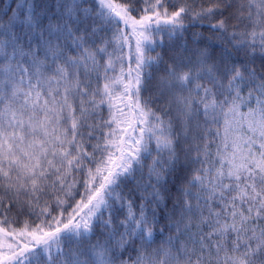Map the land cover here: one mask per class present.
<instances>
[{"label":"snow or ice","instance_id":"obj_1","mask_svg":"<svg viewBox=\"0 0 264 264\" xmlns=\"http://www.w3.org/2000/svg\"><path fill=\"white\" fill-rule=\"evenodd\" d=\"M143 3L24 0L0 13V190L13 194L0 198V217L9 226L13 208L32 217L20 221L19 233L5 232L20 239L4 246L0 264H264V72L251 61L243 71L228 63L226 45L223 65L210 64L206 50L173 63L149 54L162 46L161 33L171 41L186 19L220 16L209 24L218 39L264 55V0ZM129 26L134 66L124 52ZM161 66L164 75L154 76ZM154 79L155 94L170 97L164 116L152 96L141 98ZM172 104L179 131L164 118ZM177 146L185 164L200 167L167 213L175 235L152 249L164 172L181 163ZM132 191L140 195L135 208ZM135 240V258L121 259Z\"/></svg>","mask_w":264,"mask_h":264},{"label":"trees","instance_id":"obj_2","mask_svg":"<svg viewBox=\"0 0 264 264\" xmlns=\"http://www.w3.org/2000/svg\"><path fill=\"white\" fill-rule=\"evenodd\" d=\"M24 0H0V13L4 11H10L11 9H15L17 6V3L23 4ZM50 2H54V0H50ZM117 3L120 2V0H116ZM202 3L203 0H200ZM169 8L171 10V4L169 3ZM196 5L194 4V7ZM205 7L209 6L208 4H204ZM137 7H147L146 4L143 3V0H138ZM232 9H229L228 11H231ZM228 11L224 12V16L227 17ZM133 16H135L137 19H139V16L137 13L133 12ZM220 16H215L213 19L209 21H203L200 22L198 20H192L191 22L189 20L184 21V28L177 32L175 35H173L171 41L168 40V37L161 33L160 35L164 36V42L162 46L156 47L155 51H152L149 53L152 56H155L157 52L161 54L163 59L167 61L168 63H173L178 58H191L193 61L196 59V57L199 55L198 50H206L209 53L210 64L218 63L220 65H223L225 63L224 57L222 56V53L224 51L225 45L228 47V49L232 52V55L227 58V62L230 64L237 65L241 68V71H243V65L246 62L251 61V67L257 72V74L264 72V55H261L259 50H257L255 56L246 55L243 51H236L232 48L231 44L227 42V40L221 41L218 39L220 36V32L216 29L209 26V24H215L217 20L221 19ZM229 24H235V20H229ZM123 27V26H122ZM237 31H240L242 29H236ZM124 31L127 35V41L124 43V52L128 54L130 57H132L129 60V63H131L133 66L135 64L134 59V53H135V41L136 36L133 34L132 28L129 26L127 28H124ZM229 31H233L232 28H229ZM79 35V33H77ZM153 38L155 39V33H153ZM111 51V49H109ZM75 53H73L74 55ZM104 60H101V63H103ZM188 68H185V71H187ZM246 74V73H245ZM164 75L163 72V66H161L160 71L157 73L154 70V76H160ZM155 79L152 82V85L148 87L147 91L142 90L141 91V98L143 100L144 97L152 96L153 101L151 103V107L154 111H156L161 116H164V113L161 111V107L165 106L167 104V101L170 97H160L155 94ZM225 84L227 83V80L224 79L223 81ZM201 84L206 83V81H200ZM249 92V88L246 86L241 87V95L247 96ZM186 94V93H184ZM241 111H247V108L244 106L241 107ZM103 117L105 119L108 118V111L106 108L103 110ZM165 119H171L173 123L174 130L179 131V124L181 117L178 114L176 110V105L172 104L168 107V116L164 117ZM200 122L203 124V116L200 117ZM195 134V133H193ZM187 145H191L192 141L188 140L186 142ZM87 147V145H86ZM88 151L91 152L92 149L89 147ZM155 154V153H154ZM177 154L180 157L181 163L177 165L176 171L172 174H169L167 171L164 172V176L167 178V184L165 186V189H161V195L163 197L162 203L157 208L158 213V223L154 226V238L153 242L151 244V248L155 249L157 247H160L166 240V238L169 235H175V230L170 229L167 224V213L171 211L173 202L181 196L180 189L187 185L188 180L193 175V170L196 168H199L200 165L192 162L189 160L186 164L185 161V153L182 150V146H177ZM166 155V153H165ZM191 155H195V150L193 149ZM146 165L151 164V159L145 161ZM148 169L147 166L144 169V179L148 180ZM75 176L76 173H73ZM79 179H83V173L79 174ZM152 184H155L156 181L153 178L151 180ZM159 187V186H158ZM77 189H79V184L76 186ZM134 184L129 183L127 185V189H133ZM126 189V191H127ZM75 191V189L73 190ZM82 191V189H80ZM148 191H151V188L148 189ZM12 193H6L3 190H0V198H3L5 200H10L12 197ZM56 195L60 196L61 199H64V195L62 192H57ZM76 198L79 199V194L77 193ZM26 199L25 197L21 196V200ZM44 199H47L49 203H51L53 197L51 195L45 197ZM128 199L133 201V206L140 203V195L136 191H132L131 194L128 196ZM207 214V213H205ZM10 216L16 217V222H13L10 226L7 224H4L3 218L0 217V253L5 251V245L7 244H14L17 240H19V236L16 235L15 238H10L9 236L5 235V232L11 233L13 230L16 231V233H19V231L22 229V224L20 221L27 219L30 223L32 221V217L30 216H21L17 214V211L15 208L12 209V212L9 214ZM121 219L123 218V215L121 214ZM115 223V221H114ZM261 226H264V221L261 222ZM122 230V229H121ZM163 230V231H161ZM205 231H208L207 228L204 229ZM97 236H99V232H97ZM96 236L92 237L93 243L96 240ZM102 239V238H101ZM114 243V242H113ZM140 248V241L135 240L132 245H126L125 249L121 255V259H130L129 252H131V259H134L137 255V252L134 249ZM151 249H145V251H150ZM223 255V254H222Z\"/></svg>","mask_w":264,"mask_h":264}]
</instances>
